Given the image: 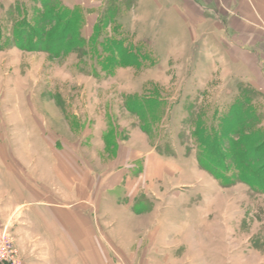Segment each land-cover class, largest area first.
Masks as SVG:
<instances>
[{"label": "rangeland", "instance_id": "1", "mask_svg": "<svg viewBox=\"0 0 264 264\" xmlns=\"http://www.w3.org/2000/svg\"><path fill=\"white\" fill-rule=\"evenodd\" d=\"M58 1L80 11V33L91 37L88 45L103 42L104 49L110 51L98 44L95 55L81 56L67 47L55 54L28 44H4L0 48V144H6L17 160L26 155L43 162L51 160L49 147L72 146V154L91 174L89 181L97 197L101 192L102 206L110 207L106 211L100 206L97 219L94 217L96 238L109 253L110 264H264V187L257 185V181H264V91L247 89L259 116L253 127L262 135L252 155L260 158L262 170L254 175L255 184L242 178L223 185L199 167L197 125L206 130L218 128L222 115L246 87L237 72L229 70L213 42L198 34L185 37L188 25L195 26L185 23L187 17L193 19L188 6L181 0H93L89 5ZM43 5V0H0L2 38L11 36L15 20L25 17L31 21ZM105 37L107 41H103ZM110 38L127 45V51L136 54L135 60L119 57L109 45ZM135 143L143 147L149 144L167 158L191 156L194 168L198 167L208 182L189 168L188 173H177L174 188L186 185L184 190L192 194L190 207L218 211L209 210L205 215L193 209L195 217L190 220L185 211V215L179 210L167 213L168 206L162 201L152 207L151 191L136 195L130 211H125L124 183L112 189L100 187L107 186L106 178L112 171L122 169V153ZM29 147L34 150L30 152ZM232 148V144L223 145L222 155L230 157ZM213 157L218 160V155ZM202 159L213 166L209 157ZM135 164L131 175L141 169L140 161ZM228 172L221 177L236 171L230 167ZM33 175L28 177L32 183L34 178H47ZM169 194L174 202L176 198ZM159 208L161 212L154 214ZM199 217L200 224L207 219L206 226L199 227ZM150 222L160 226L158 236L162 239L173 233L181 235L185 225L197 223L198 227L188 228L183 246L163 248L159 240L155 247H147L148 257L140 262L144 250L137 246L154 234ZM147 224L149 229L141 230ZM65 243L63 239V249H67ZM15 244L21 252V264H96L81 256L71 262L67 252L63 257L51 253L50 262H45L39 256H46V246L37 249ZM79 250L82 254L89 251Z\"/></svg>", "mask_w": 264, "mask_h": 264}, {"label": "crops", "instance_id": "2", "mask_svg": "<svg viewBox=\"0 0 264 264\" xmlns=\"http://www.w3.org/2000/svg\"><path fill=\"white\" fill-rule=\"evenodd\" d=\"M92 1L72 0L71 4H68L89 5ZM181 1L193 12V19H197L187 17L188 22L185 23H195V26L190 28L188 25L185 37L192 38L198 34L201 39L213 42L229 70L237 72V77L244 82V86L264 91V0ZM139 144L136 146L135 143L134 147L123 151L121 171H112L106 178L107 186L100 187L102 190L106 187L112 189L115 185L124 183L127 189L124 193L125 211H130L136 195L141 192L149 194L148 191L152 193L151 199L154 201L152 207L156 202L162 201L164 206H168L167 213L179 210L185 215V211L190 220L195 217L192 213L194 210L202 211L205 215L209 210L218 211L212 207L207 209L190 207L192 194L184 190L186 185L181 183L179 186L182 188L177 190L174 188L177 173H188L189 168L199 179L207 181V176H202L203 172L197 170L198 167L194 168L191 156L167 158L161 156L151 145L143 147ZM28 149L30 152L34 150L31 147ZM48 150L52 155L48 161L34 160L31 156L27 158L26 155L17 160L6 144H0V227L5 223L11 224L13 238L17 244L24 247L29 245L41 249L46 246V256H42L43 254L39 256L45 262H50L52 254L63 257V252H67L71 262L81 256L82 260L88 257L96 264H110L112 259L109 253L96 238L97 225L94 217L97 219L100 206L103 204L101 192L97 197L95 187L89 181L91 174L86 167H82L83 161L72 154V146L66 145L65 148L58 149L54 145ZM136 161H140L141 169L138 174L131 175ZM34 172L40 179L44 175L47 178L45 181L34 178L32 183L28 177ZM170 192L176 198L174 202L170 200ZM193 206L201 205L193 203ZM103 208L106 211L110 209L107 205ZM159 210L161 208L156 209L154 214L160 213ZM84 215H87L86 219L83 218ZM197 220L199 227L206 226L207 219H204L202 224L199 222L202 220L201 217ZM197 223L185 225L184 233L181 235L176 236L173 233L162 239L158 236L160 226L157 222L154 225L150 222L154 234L147 235L148 239L144 238L142 244L137 246L138 250L140 248L144 250L140 262L148 257L146 248L155 247L154 244L159 240L162 241L163 248L185 245L183 242L187 240V235L189 237L188 228L189 230L197 228ZM148 226L149 224L142 225L141 230L147 231ZM63 239L66 241L65 245H68L67 249H63ZM80 248H88L89 251L82 254L79 253Z\"/></svg>", "mask_w": 264, "mask_h": 264}, {"label": "trees", "instance_id": "3", "mask_svg": "<svg viewBox=\"0 0 264 264\" xmlns=\"http://www.w3.org/2000/svg\"><path fill=\"white\" fill-rule=\"evenodd\" d=\"M43 2L44 8L37 10V14L31 21L24 20L25 17H22L23 19L15 20L12 23L11 36L2 38V26H0V48L8 42L20 47H26L28 44L36 50L45 48L55 54H58V51L65 47L71 48L81 56L97 53L96 47L99 43L94 42L92 45H88L91 37L85 38L80 33L82 18L80 19L78 9L74 7L70 9L58 0H43ZM104 40L107 41V37ZM99 45H103L104 49L103 42ZM109 45L115 47L119 57L126 55L127 60H135L136 54L128 52V46H123L120 39L110 38ZM38 46L39 48H37ZM104 51L109 52L110 50L104 49ZM244 87L246 89L243 90L242 95L235 98L230 104L228 113L222 115L218 128L206 130L202 125H197L199 131L195 132L196 136H199L198 140L201 146L197 157L199 167L208 171L223 185L232 184L236 180H242V178L249 184H255L254 175H259L262 170L260 168L262 165H259L260 158L252 155L254 149L257 151L262 136L253 127V124H257L259 116L256 107L251 102L250 94H248L247 89L249 87ZM244 133L247 134L246 137H244ZM225 141L227 144L233 145L230 157L221 153L223 145H227ZM214 154L218 155V160L213 157ZM207 156L213 166L206 164L205 160L202 159L208 158ZM230 167L236 172L231 173L230 176L227 175V178L221 177V175L224 176V174L229 173ZM258 168L261 170L259 171ZM257 182L259 183L257 185L264 187V181Z\"/></svg>", "mask_w": 264, "mask_h": 264}, {"label": "built area", "instance_id": "4", "mask_svg": "<svg viewBox=\"0 0 264 264\" xmlns=\"http://www.w3.org/2000/svg\"><path fill=\"white\" fill-rule=\"evenodd\" d=\"M21 252L11 234V224L0 227V264H21Z\"/></svg>", "mask_w": 264, "mask_h": 264}]
</instances>
